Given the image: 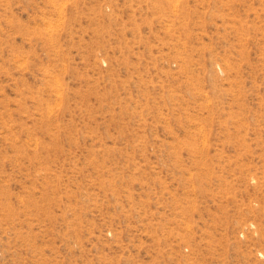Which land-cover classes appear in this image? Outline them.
I'll use <instances>...</instances> for the list:
<instances>
[{"label":"rangeland","instance_id":"rangeland-1","mask_svg":"<svg viewBox=\"0 0 264 264\" xmlns=\"http://www.w3.org/2000/svg\"><path fill=\"white\" fill-rule=\"evenodd\" d=\"M0 264H264V0H0Z\"/></svg>","mask_w":264,"mask_h":264}]
</instances>
